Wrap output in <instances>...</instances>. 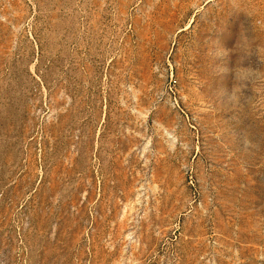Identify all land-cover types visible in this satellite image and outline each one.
Segmentation results:
<instances>
[{
  "label": "rangeland",
  "instance_id": "1",
  "mask_svg": "<svg viewBox=\"0 0 264 264\" xmlns=\"http://www.w3.org/2000/svg\"><path fill=\"white\" fill-rule=\"evenodd\" d=\"M0 264H264V0H0Z\"/></svg>",
  "mask_w": 264,
  "mask_h": 264
}]
</instances>
